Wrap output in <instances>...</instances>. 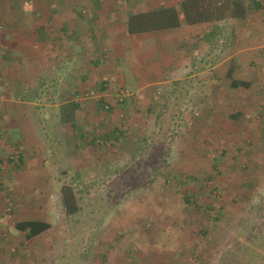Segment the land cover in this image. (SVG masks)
<instances>
[{"label":"rangeland","instance_id":"obj_1","mask_svg":"<svg viewBox=\"0 0 264 264\" xmlns=\"http://www.w3.org/2000/svg\"><path fill=\"white\" fill-rule=\"evenodd\" d=\"M42 1L55 3L64 15L79 9L77 0ZM27 2L0 0L3 32L18 31L20 37L31 32L24 27L31 24L26 17ZM91 2L87 0L81 10L86 20L96 12ZM36 11L30 12L29 19L36 21ZM6 15H17L25 23L20 26L13 18L6 22ZM98 41L96 36L92 41L86 38L87 66H93L89 62L95 47L90 42ZM220 57L214 73L225 75L231 62L223 64ZM235 60L244 66L235 73L240 80L252 83L257 77L250 88L231 87L230 80L222 76L213 86V80L198 75L191 83H172L171 91L151 86L150 104L128 100L121 112L110 113L101 108L97 93L92 96L100 89L98 84L89 86L98 79V71H88V94L81 102L84 128L90 132L100 131L101 124L102 129L123 128L130 141L118 147L89 141L85 150L80 145L73 151L66 148L71 137H60L59 129L57 133L56 118L38 119L37 127H24V135L47 139L49 145L40 160L35 158L43 167L30 179L22 172L21 177L17 175L18 160L12 158L17 149L9 157L12 162L0 166V264H218L222 252L232 249L235 241L252 243L251 224L264 233V54H245ZM0 106L2 111L4 104ZM236 111L243 114L238 123L229 119ZM6 132L0 125L3 140L9 137ZM8 140L12 147L15 137ZM137 141L144 149L134 157L132 147ZM25 145L20 142L19 146ZM2 151L8 154L7 149ZM74 160L84 161L79 179L69 172L59 176L58 171L67 167L65 162ZM161 160L167 162L162 174L150 176ZM65 182L79 190L82 207L69 217L61 202ZM8 200L14 212L5 221ZM34 214H41L53 228L25 243L13 222L39 219ZM256 264L264 260L259 258Z\"/></svg>","mask_w":264,"mask_h":264},{"label":"crops","instance_id":"obj_2","mask_svg":"<svg viewBox=\"0 0 264 264\" xmlns=\"http://www.w3.org/2000/svg\"><path fill=\"white\" fill-rule=\"evenodd\" d=\"M86 1L77 0L79 9L72 8L70 14L64 15L56 10L57 5L53 2L47 4L42 0H29L25 3L27 9L38 10L36 21L29 19L30 13L26 16L31 24L24 27H27L26 31L31 29V32L20 37L16 34L18 31L6 30L0 36V93L5 100L0 125L5 126L6 133H9L5 140L0 134V148L8 152L5 155L6 152L0 149V166L17 149L19 177L22 172L30 179L40 173L39 167H43L35 158L40 160L42 153L48 150L49 142L33 134L24 135L23 130L24 127H37L34 124H38L40 119L59 120L60 116L77 119L73 124L68 122L62 126L58 123L57 133L59 129L60 137H71L73 142L68 143L67 149L74 151L82 145L85 150L84 138L90 134V130L84 128L86 114L81 102L88 94L86 74L92 68L98 71V79H94L89 86L98 84L100 87L93 93H97L99 99L107 104L116 103L112 105H115L112 111L121 112V107L128 100L150 104L153 96L151 86H164L171 91L172 83H191L198 75H205L204 80H213L212 85L215 86L221 80L219 77H226L230 66L226 68L225 75L215 74L217 68L214 63L218 61V56H221L224 64L236 59V56L264 54V0H240L246 10L242 17L225 16L206 22L182 23L178 28L141 34H129L127 31V23L132 15L162 7L180 8L183 0H100L95 14L88 20L81 14ZM11 18L14 23L24 21L17 15L3 17L6 22H10ZM183 19L181 13L180 20ZM24 35L28 37H22ZM87 36L91 37V41L94 36L99 39L95 45L90 42L95 47L92 50H97L92 51L93 57L89 62L92 67L87 66L86 60ZM241 67H244L243 63L239 64L236 74ZM140 71L143 72L140 74ZM210 71L213 74L207 76ZM149 72L152 74L149 75ZM256 78L251 79L252 85ZM121 92L125 93L120 105L118 96ZM67 102H74L78 106L72 115L61 112ZM77 122H80V126H77ZM101 127L104 128L102 124L99 129ZM36 130L44 135L40 132L41 128ZM11 137H15V140H11L12 147H8V138ZM20 142L26 145L20 148ZM83 160L65 162L67 167L58 171L59 176L69 172L79 179ZM73 166L77 169H73ZM51 174L48 172L47 176ZM33 217L45 220L41 214H34Z\"/></svg>","mask_w":264,"mask_h":264},{"label":"trees","instance_id":"obj_3","mask_svg":"<svg viewBox=\"0 0 264 264\" xmlns=\"http://www.w3.org/2000/svg\"><path fill=\"white\" fill-rule=\"evenodd\" d=\"M92 2L95 3V5H100L99 0H92ZM244 9L245 8L243 7L240 0H183L180 8L162 7L160 9L150 10L147 12L132 15L127 23V31L129 34H141L146 32H155L165 29L178 28L182 23L193 24L197 23L196 21L206 22V20L211 21L213 19H222V17L225 16L238 18L243 16L244 12L246 11ZM27 11V14H29L31 12V9H28ZM181 13H183L184 15L183 20H180ZM0 22L3 23L2 21ZM233 59H231L230 61L231 64L227 70L225 78L230 80L231 87L250 88V82L237 80L235 78L234 75L239 68V64L235 59ZM73 103L74 102H67L65 106L61 108V112L64 113L65 111L68 112V114L72 115L74 110L77 111L78 109V106L74 105ZM100 106L101 108L110 106V110H108L107 112H111L114 109V106L104 103V101L102 100H100ZM63 113H61V115ZM242 115V112H232L229 115V119L234 123H238ZM76 121L77 119L74 120V118L72 117L66 119L63 116H60L59 118V124L62 125L68 122L73 124ZM122 129L119 127H115L113 129L110 128L109 130L100 129V131H98L95 128L92 132H90V134L86 136V138H84V140L87 143L90 141L91 145H96L97 141L99 140L102 144L97 145L101 147L108 145H116L118 147L121 146L122 143H128L130 141L128 140L129 137H127L128 135L126 134V131ZM143 140L144 138L141 139V141ZM141 141L134 142L135 146L132 147V154L134 157L140 154L144 149V146L141 145ZM7 162H12V160L9 158ZM160 163L161 165L153 167L152 174L150 176L162 174L163 168L165 167L163 164L166 165L167 162L165 160H161ZM85 188H88V186L85 185L84 189ZM78 191L79 190H77L76 186L70 184L69 182H65L61 186V202L64 208V212L68 217L78 213L82 208L79 205L80 197L78 196ZM257 211L258 213H261V211H263L262 206H259ZM218 220L219 219H217V221ZM256 225L257 224H251V233L249 234V236L252 239V243L247 244L244 242L235 241L232 245V249H229L228 251L224 250L222 252L223 256L218 261V264H256L259 258L264 260V233L262 231V228H260L259 226L258 227L260 229L259 231H257L258 227ZM52 228L53 225L51 223L42 219L31 218L13 222V229H15L22 235L23 241L25 243H27L28 241H35L36 238L50 231ZM205 230L206 229H203V231H201V233H203L204 235H206Z\"/></svg>","mask_w":264,"mask_h":264},{"label":"built area","instance_id":"obj_4","mask_svg":"<svg viewBox=\"0 0 264 264\" xmlns=\"http://www.w3.org/2000/svg\"><path fill=\"white\" fill-rule=\"evenodd\" d=\"M3 29H4V25L0 23V32H3ZM124 93L125 92H121L118 96V102L121 103L123 100H124ZM95 94L92 93V96H94ZM4 103V96L2 94H0V105H2ZM1 108V106H0ZM107 110L110 109V106H106L105 107ZM1 111V109H0ZM196 116L198 115L197 113L195 114ZM192 123L190 122L189 126L191 125ZM97 143H101L99 140L97 141ZM18 154L19 152H17V154H15L14 156H12L13 159L17 160L18 159ZM13 209H14V204L11 200H8L7 202V205H6V208L4 210V213H5V216H4V219L5 221L9 220L12 215H13Z\"/></svg>","mask_w":264,"mask_h":264}]
</instances>
